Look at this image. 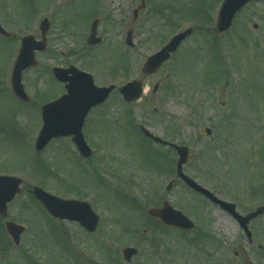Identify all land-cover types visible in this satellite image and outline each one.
<instances>
[{
  "label": "rangeland",
  "instance_id": "1",
  "mask_svg": "<svg viewBox=\"0 0 264 264\" xmlns=\"http://www.w3.org/2000/svg\"><path fill=\"white\" fill-rule=\"evenodd\" d=\"M153 1L144 0L134 18L141 0H0V24L12 36H0V174L23 180L21 193L9 204L8 219L23 221L29 229L21 245L13 247L0 218V264H92L89 254L93 263L100 258L107 264L109 256L113 264H125L121 251L129 246L139 250L130 264H243V259L264 264V251L258 249L264 246V217L249 224L250 245L237 221L181 180L165 193V185L175 179L177 156L139 132V126L147 127L155 136L189 147L184 173L220 199L238 202L245 175L264 176V0L245 7L224 35L215 27L222 0ZM33 10L38 14L28 20ZM44 17L51 23L48 47L36 54L37 66L23 74L31 101L22 104L9 89L10 67L20 39L30 33L40 37L38 23ZM98 17L103 41L91 50L84 39ZM180 21L182 30L194 28V34L154 76H142L146 57L168 41ZM128 31L133 32L131 48L125 42ZM81 55L94 56L98 63ZM117 60H126L128 76L122 71L110 77ZM67 62L94 70L98 85L120 87L137 76L144 85L138 102L125 106L113 92L100 114L91 115L83 129L94 151L89 163L68 138L51 141L39 153L34 150L41 105L64 92L50 69ZM155 84L159 88L152 94ZM100 115L102 123L95 124ZM39 158L44 164L37 167ZM89 165L97 171L88 173ZM33 186L78 200L60 193L67 188L87 192L86 200L100 216L95 234L75 222L48 217L28 196ZM164 202L195 223L187 236L149 220L146 211ZM253 203L240 199L236 209L244 213ZM5 241L11 242L9 248Z\"/></svg>",
  "mask_w": 264,
  "mask_h": 264
},
{
  "label": "water",
  "instance_id": "2",
  "mask_svg": "<svg viewBox=\"0 0 264 264\" xmlns=\"http://www.w3.org/2000/svg\"><path fill=\"white\" fill-rule=\"evenodd\" d=\"M251 0H225L223 6L219 10L218 20L216 27L220 33L228 31L231 28L232 19L234 14L242 6L246 5ZM143 5V2H142ZM140 9V8H139ZM41 34L43 41L34 42L33 37H24L21 41V49L18 53V58L14 64V69L11 75V90L18 100L28 102L29 98L21 84V75L25 68L36 65V59L34 56L35 50H45V33L49 28L47 20L41 23ZM98 21L95 20L91 27V35L88 37L87 43L97 45L100 42V38H96V28ZM257 27L255 26V29ZM192 30H186L182 34L175 35L171 42L166 45L160 52L149 57L143 67V73L146 76L154 75V73L164 63L170 53L175 52L176 47L185 40V37L190 35ZM0 34L8 36V34L0 27ZM128 42H131L128 40ZM70 71H64L59 68L54 69L53 74L56 79L66 83L67 94L62 96L58 101L49 103L41 108L42 110V121L43 127L39 131L38 138L36 139L35 149L36 151L42 150L51 138H60V136H73L72 141L77 146L78 152L81 157L88 158L91 156V151L87 147L85 141H83L81 134V127L84 122V118L91 106L100 104L107 97V94L111 89L98 90L92 85V79L81 72L74 70L75 75L73 77H67ZM157 86H155L154 92ZM142 84L140 81H133L120 89V93L124 96V99L133 103L138 100L142 95ZM141 131L144 136L153 139L155 142H162L158 137H153L147 129L141 127ZM209 133V132H207ZM170 147L174 148L177 152L178 162L176 164L177 177L182 179L189 187H193L200 193L209 196V193L205 189L198 187L192 180L188 179L183 174L182 166L188 162L189 150L187 147L176 146L169 144ZM22 180L16 177H5L0 176V216L5 218L7 216V204L14 199V196L20 191V184ZM168 186L167 190L170 189ZM32 193L36 199L43 204L52 217L63 220V218L70 219L72 221H78L82 227H86L88 231L93 232L96 229L98 222V216L95 215L90 205L87 203H81L78 201H67L61 200L55 196H50L44 192L41 188L34 187ZM149 216H152L161 223L168 226H175L179 229L191 230L193 228L192 222L184 217L180 212L174 211L168 206L167 203L160 209L151 208L147 212ZM241 219V220H240ZM240 225L246 229V225L249 221L247 218H240ZM6 230L8 235L11 237L15 244H19V237L21 232L24 230L23 227L17 226L13 222L6 223ZM250 237V233L248 232ZM137 251L133 248H125L123 250V257L126 262H130L132 256L136 255Z\"/></svg>",
  "mask_w": 264,
  "mask_h": 264
},
{
  "label": "flooded vegetation",
  "instance_id": "3",
  "mask_svg": "<svg viewBox=\"0 0 264 264\" xmlns=\"http://www.w3.org/2000/svg\"><path fill=\"white\" fill-rule=\"evenodd\" d=\"M88 32H89V29H88ZM89 34V33H88ZM87 37H88V35L85 37V39H84V42L86 43V40H87ZM86 46H87V43H86ZM88 48H90L91 50H93V48H95V47H91V46H87ZM114 54L112 53V56H113ZM81 58H83V60H87V61H89V60H93L94 62H96V63H98V59L97 58H95L94 56H89V58H87V56L86 55H81ZM90 63H92L91 61H90ZM93 65V64H92ZM58 66H62V67H64V68H68L69 66H76V67H80L79 65H77V64H74L73 62H67V63H60ZM93 66H95V65H93ZM82 70H84L83 68H82ZM85 71V70H84ZM92 72H94L95 73V71L94 70H91ZM95 83H96V85L97 86H104V85H98L97 84V82H96V80H95ZM104 104H102V105H100V106H96V107H92V109H91V111L89 112V114H88V116H87V118L86 119H88L87 121L89 122V118L91 117V115L92 114H94V113H99L100 114V111L102 110V106H103ZM94 122H95V124H99V123H102V121H103V118H102V116L100 115L99 117H95V120H93ZM88 122H86V123H88ZM97 133H99V131H97ZM156 145H159V146H162V145H160V144H156ZM163 148H166V147H164V146H162ZM261 160L262 161H264V157H262L261 158ZM254 165H256V164H254ZM259 165H261V167H262V164H260L259 163ZM257 166V165H256ZM252 177H253V180H252ZM257 177H260L257 173L255 174V175H253V176H250V175H245V185L243 184V186L242 187H244L245 188V190H244V193H243V195L242 194H240L239 195V198L240 199H244V202H246V201H252V202H254L253 203V206L252 207H250L251 208V210H248V211H246V212H244V213H241V212H239L242 216H244V217H247V215H250L251 213H255L256 212V210L259 208V207H264V184L262 183V181H263V179H264V176H262V177H260V178H257ZM256 183H259V184H256ZM262 184V185H261ZM214 189H216V190H218L217 188H214ZM213 189V190H214ZM216 194V193H215ZM217 196V195H216ZM218 197V196H217ZM240 199H239V201L236 203V208H237V206L238 205H240ZM223 200V199H222ZM212 206H216V207H218L219 208V206L218 205H216V204H212L211 202H209ZM220 209V208H219ZM224 213H226V212H224ZM228 216H230L228 213H226ZM231 217V216H230ZM264 217V213L263 214H261V215H258L257 217H255L254 219H252L251 221H250V223L253 221V222H255L256 223V221L258 222V221H260L261 220V218H263ZM232 218V217H231ZM233 219V218H232ZM249 223V224H250ZM84 230V229H83ZM250 230V229H249ZM85 231V233L87 232L86 230H84ZM96 232V231H95ZM95 232H93V233H88L89 235H94L95 234ZM251 234H252V231H251ZM245 235V234H244ZM247 238V237H246ZM248 241V243L251 245V244H253V241H252V238H251V243H250V241L249 240H247ZM98 248V250L100 249L99 247H97ZM258 249L259 250H261V251H264V246L262 247V246H260L259 245V247H258ZM82 253V252H81ZM85 254V253H84ZM83 253H82V256L84 257V256H86V254L84 255ZM236 256L238 257V253L236 254ZM87 257V256H86ZM97 258H98V256H97ZM81 259V258H80ZM83 259V258H82ZM89 259V261L92 263V264H94L93 262H92V260L90 259V258H88ZM99 261H101V264H103V262H102V260L99 258ZM245 261H248V259H243V261H242V263L244 264V262Z\"/></svg>",
  "mask_w": 264,
  "mask_h": 264
},
{
  "label": "trees",
  "instance_id": "4",
  "mask_svg": "<svg viewBox=\"0 0 264 264\" xmlns=\"http://www.w3.org/2000/svg\"><path fill=\"white\" fill-rule=\"evenodd\" d=\"M129 122H131V120H129ZM40 163H43V162H41L40 160L38 161V165H37V167L40 165ZM44 164V163H43ZM46 165V164H45Z\"/></svg>",
  "mask_w": 264,
  "mask_h": 264
}]
</instances>
